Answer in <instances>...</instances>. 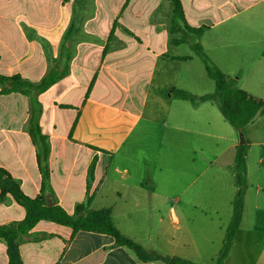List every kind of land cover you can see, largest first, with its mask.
<instances>
[{"label": "crops", "instance_id": "obj_1", "mask_svg": "<svg viewBox=\"0 0 264 264\" xmlns=\"http://www.w3.org/2000/svg\"><path fill=\"white\" fill-rule=\"evenodd\" d=\"M178 1L185 23L204 29L200 36L174 16L175 0H0V75L35 84L53 78L35 105L0 84V166L26 195L41 194L69 214L81 203L111 208L115 228L147 251L214 264L224 238L196 241L188 211L201 206L188 193L190 184L168 180V173L195 174L193 136L209 137L223 115L215 100L194 106L172 91L214 92L194 42L237 83L264 78V24L248 16L264 17L256 7L264 0ZM32 114L49 143L44 187L29 132ZM261 203H253L246 223L244 200L225 264H264ZM147 206L158 214L141 219L146 226L136 237L130 208ZM24 216L10 195L0 200V226ZM229 222L219 226L224 236ZM19 243L23 264H162L140 261L110 235L50 221H40ZM0 264H8L1 239Z\"/></svg>", "mask_w": 264, "mask_h": 264}, {"label": "trees", "instance_id": "obj_2", "mask_svg": "<svg viewBox=\"0 0 264 264\" xmlns=\"http://www.w3.org/2000/svg\"><path fill=\"white\" fill-rule=\"evenodd\" d=\"M174 16L183 21L185 28L189 32L196 36H200L203 33V28H191L185 23L178 0H175ZM184 41L181 39L174 40L173 42L178 44ZM190 46L203 62L208 78L215 84V90L213 93L198 96L184 90L174 89L172 91L173 96L190 101L194 106H197L200 102L215 100L225 120L239 133L244 132L256 118L264 116L263 100L240 89L235 80L228 78L211 61L198 42L190 43ZM52 83L53 78H47L35 84L22 79L19 75L11 77L0 75V84L9 86L6 92H16L29 97L34 105L37 104L36 99L38 95L47 90ZM29 132L33 144L37 147V159L40 172L43 176L44 187L49 176L48 166L46 164L49 143L47 135L42 134L36 116L33 114L29 121ZM248 151L249 142L244 145L237 144L235 147L234 162L229 167L233 173L236 185V194L233 200V214L225 232L223 246L214 264H225V260L232 248L233 240L242 222L244 200L248 188L246 163ZM7 194L25 210V216L21 221L0 226V239L7 246L8 264H23L20 256L19 238L20 236L28 234L40 221L54 222L62 226L71 227L74 230L110 235L115 238L116 245L128 248L143 262L156 261L162 264H200L180 257L165 256L154 251L145 250L141 245L122 235L115 228L111 208L94 210L88 203H81L75 207L74 214H69L58 204L49 205L41 194L37 197H30L25 194L12 175L0 166V200Z\"/></svg>", "mask_w": 264, "mask_h": 264}, {"label": "rangeland", "instance_id": "obj_3", "mask_svg": "<svg viewBox=\"0 0 264 264\" xmlns=\"http://www.w3.org/2000/svg\"><path fill=\"white\" fill-rule=\"evenodd\" d=\"M256 7L263 9L264 3H260ZM248 16L252 19L253 24H264L263 16ZM205 81L209 92H213L215 90L214 82L209 80L207 75H205ZM236 84L240 88L248 90L252 96L264 101V78L247 76ZM210 133L209 137L193 136L194 175H185L182 169L179 171L173 169L168 173V180H175V183H184L185 181V183L190 184L188 193L193 194V199L201 206L191 208L188 211L189 216L193 218L189 226H192L195 239L199 243L203 242L204 236L214 239L219 234L220 238H224V230L221 231L219 226L230 221L236 194L235 180L228 166L234 162L235 147L233 143L238 144L239 132L222 116L220 124L212 126ZM244 133L249 142L247 155L248 188L245 199L247 206L246 223H249L254 217L253 203L259 199L262 203L258 209L257 217L260 222H264V161L262 164L258 162L261 157H264V116L256 118L245 129ZM208 165L210 167L204 174L196 175ZM179 166L181 167V165ZM130 211V216L135 222L130 227L136 237H139L141 228L146 226L141 219L154 217L158 214V209L150 206L130 208ZM161 213L164 216L169 215L168 209L165 208L161 209ZM180 226L186 227L182 222ZM179 232L181 233L182 230ZM259 248H262V245Z\"/></svg>", "mask_w": 264, "mask_h": 264}, {"label": "water", "instance_id": "obj_4", "mask_svg": "<svg viewBox=\"0 0 264 264\" xmlns=\"http://www.w3.org/2000/svg\"><path fill=\"white\" fill-rule=\"evenodd\" d=\"M247 143H248V140L246 138V134L244 132H240L239 133V142H238V144L244 145V144H247Z\"/></svg>", "mask_w": 264, "mask_h": 264}]
</instances>
